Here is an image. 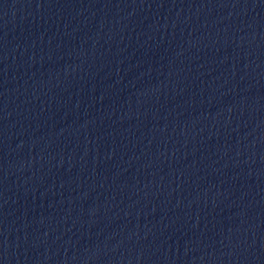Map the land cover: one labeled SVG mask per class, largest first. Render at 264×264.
<instances>
[{"label":"water","instance_id":"1","mask_svg":"<svg viewBox=\"0 0 264 264\" xmlns=\"http://www.w3.org/2000/svg\"><path fill=\"white\" fill-rule=\"evenodd\" d=\"M0 264H264V0H0Z\"/></svg>","mask_w":264,"mask_h":264}]
</instances>
